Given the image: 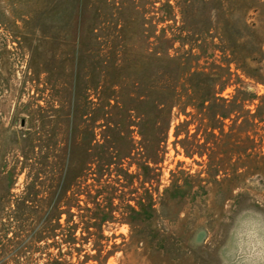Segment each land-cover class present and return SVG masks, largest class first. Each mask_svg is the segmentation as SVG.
<instances>
[{"label": "rangeland", "instance_id": "374dc122", "mask_svg": "<svg viewBox=\"0 0 264 264\" xmlns=\"http://www.w3.org/2000/svg\"><path fill=\"white\" fill-rule=\"evenodd\" d=\"M222 1V12L206 0L191 18L183 0H0V264H52L58 246L41 227L64 187L81 190L80 203L90 190L93 216L96 197L116 215L128 212L127 201L137 208L142 196L154 200L155 221L169 235L144 249L130 243L127 218L92 217L105 250L119 245L101 262H78L73 250L74 264H264V120L247 125L250 137L240 141L225 139L218 122L210 133L178 106L162 135L143 114L141 100L169 64L149 49H190V64L207 67L228 51L217 47L221 27L241 42L244 22L264 43V0ZM163 30L181 34L153 38ZM249 64L260 79L240 86L260 94L264 51ZM254 103L244 108L252 113ZM92 238L82 246L95 252Z\"/></svg>", "mask_w": 264, "mask_h": 264}, {"label": "trees", "instance_id": "16d2710c", "mask_svg": "<svg viewBox=\"0 0 264 264\" xmlns=\"http://www.w3.org/2000/svg\"><path fill=\"white\" fill-rule=\"evenodd\" d=\"M195 6L193 5V2ZM206 0H183V5L179 6L180 10L184 14L186 10L192 9L191 18L199 15L200 4L203 5ZM214 5L211 6V10H218L222 12L223 1L214 0ZM168 14L167 16H174V6L167 3ZM246 33L241 42L236 41L231 34L226 32V28L221 27L220 40L217 47L220 50H228L226 54L219 58L212 57L208 66L201 67L198 64H190L191 54L188 49L183 54L174 53L170 55L167 50L163 52L149 49V57L162 58L163 56L169 61V64L163 66L162 74L163 79L150 86L144 95L145 99L141 100L144 107V119L150 125V128L161 133L165 132L169 118L171 117L172 107L178 106L179 110L190 118L197 119L198 123L204 125L210 133L213 134L214 122L220 123L218 131L222 133L225 139L235 137L240 141L248 139L250 137L249 131L246 128L247 125H253V120H264V89L260 94H255L241 87L244 83V78H250L253 80L256 78L258 72L256 67H251L249 61H255L259 58V54L264 51V43L261 41H254L252 38V30L244 22ZM179 33V32H178ZM178 33L171 32V37H166L163 32L158 35L153 34V38L156 40L165 39L166 42L173 41V38ZM187 36L186 34H184ZM152 44V42H151ZM237 47H241L238 51ZM151 57V58H152ZM253 71V72H252ZM262 81V80H260ZM231 82L237 83L233 89V92L229 97H222L219 95L220 90ZM264 82V80H263ZM262 82V83H263ZM256 100L254 103L253 101ZM254 103L253 112H249L248 108H244L246 103ZM189 106L190 110H186ZM183 122H188V119ZM228 119L227 129L223 130V119ZM71 133V132H70ZM68 134L66 144L63 146L64 156H68L69 150L73 144V137ZM90 139H94L93 136ZM200 144L195 142L193 148H186L185 153H193ZM205 148H208L205 146ZM242 148V147H241ZM245 147L242 149L244 150ZM240 151V150H239ZM261 152V150H259ZM243 151H240L241 154ZM261 155H264L261 153ZM67 187L63 188L58 194V200H56L55 208L56 215L50 216V209L47 211V218L42 223L41 232L42 236H52L58 250L54 252L50 259L52 264H74L72 259L73 250L76 253H81L82 258L78 262L92 257L97 262H101L106 259L108 253H111V249H114L119 245L118 242L112 241L111 248H104L105 242L102 240L103 232L100 222H93L92 217L96 219L105 218L108 215L110 218H127V222L130 223L131 234L129 236L130 243L138 245L140 242L144 249H147L148 244L152 245L154 241L165 239L169 236L166 234L161 225H158L154 216V200H147L145 196L138 199V207H134L129 204L128 201L124 206L128 209L120 211V215L114 213V207L110 210H103V198H95L94 204L97 206V215L93 216L91 206L88 204L89 196L92 194L90 190H85L86 198L83 203H80L81 190H72L67 192ZM100 199V200H99ZM72 205H76V210L72 209ZM62 212L66 213V216L61 219ZM74 214L78 217H74ZM134 216H138L136 222L131 223V219ZM93 236V245L96 248L95 252L87 251L82 246L83 242L87 241L90 236ZM121 242H124L121 241ZM151 242V243H150ZM63 244L67 246L63 249Z\"/></svg>", "mask_w": 264, "mask_h": 264}]
</instances>
